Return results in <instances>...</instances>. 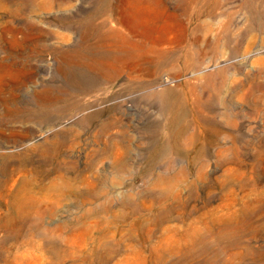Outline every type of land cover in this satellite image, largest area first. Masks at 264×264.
Listing matches in <instances>:
<instances>
[{
	"label": "rangeland",
	"instance_id": "rangeland-1",
	"mask_svg": "<svg viewBox=\"0 0 264 264\" xmlns=\"http://www.w3.org/2000/svg\"><path fill=\"white\" fill-rule=\"evenodd\" d=\"M0 264H264V0H0Z\"/></svg>",
	"mask_w": 264,
	"mask_h": 264
},
{
	"label": "bare ground",
	"instance_id": "bare-ground-1",
	"mask_svg": "<svg viewBox=\"0 0 264 264\" xmlns=\"http://www.w3.org/2000/svg\"><path fill=\"white\" fill-rule=\"evenodd\" d=\"M30 198V199H29ZM28 199L30 200V204L33 206V207H35V206H38L41 202H39V201H37V200H35L34 198H33V196H28ZM36 199H38V198H36ZM42 203H43V199H42Z\"/></svg>",
	"mask_w": 264,
	"mask_h": 264
}]
</instances>
